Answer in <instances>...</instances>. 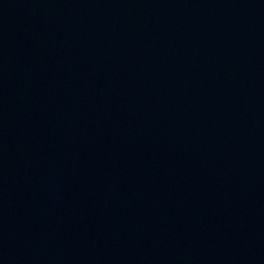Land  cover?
Wrapping results in <instances>:
<instances>
[{
  "label": "water",
  "instance_id": "obj_1",
  "mask_svg": "<svg viewBox=\"0 0 264 264\" xmlns=\"http://www.w3.org/2000/svg\"><path fill=\"white\" fill-rule=\"evenodd\" d=\"M0 264H264V0H0Z\"/></svg>",
  "mask_w": 264,
  "mask_h": 264
}]
</instances>
